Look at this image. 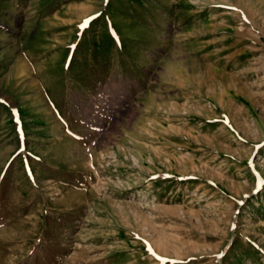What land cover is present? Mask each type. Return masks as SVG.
<instances>
[{
	"label": "rangeland",
	"instance_id": "obj_1",
	"mask_svg": "<svg viewBox=\"0 0 264 264\" xmlns=\"http://www.w3.org/2000/svg\"><path fill=\"white\" fill-rule=\"evenodd\" d=\"M0 264H264V0H0Z\"/></svg>",
	"mask_w": 264,
	"mask_h": 264
}]
</instances>
